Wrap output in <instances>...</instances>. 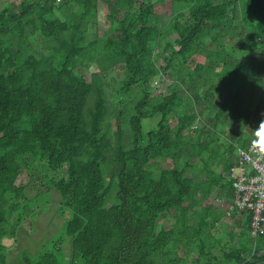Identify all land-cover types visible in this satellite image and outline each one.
Wrapping results in <instances>:
<instances>
[{"label": "trees", "instance_id": "trees-1", "mask_svg": "<svg viewBox=\"0 0 264 264\" xmlns=\"http://www.w3.org/2000/svg\"><path fill=\"white\" fill-rule=\"evenodd\" d=\"M168 1L160 28L155 9ZM91 65L89 81L78 70ZM117 71L124 79L110 88ZM147 119L155 125L146 132ZM262 119L264 0H22L2 9L0 264H9L4 240L32 227V180L18 184L27 168H41L36 188L59 194L64 220L27 264H264L250 212L234 208L231 218L246 215L241 247L217 255L213 206L204 205L217 187L232 188L235 203L232 181L213 166L229 172ZM194 158L204 166L199 182L187 175ZM172 211L173 223L158 227Z\"/></svg>", "mask_w": 264, "mask_h": 264}, {"label": "rangeland", "instance_id": "rangeland-1", "mask_svg": "<svg viewBox=\"0 0 264 264\" xmlns=\"http://www.w3.org/2000/svg\"><path fill=\"white\" fill-rule=\"evenodd\" d=\"M7 2L11 4L10 0H1L0 8ZM13 2L18 3L20 2V0H16ZM17 3H14L16 10L20 8V4L17 6ZM155 11L161 17V21L158 23V26L160 28L165 27L172 16L171 1H168L165 4L157 5ZM98 20L99 25L97 30L100 37L109 36L111 34V29L109 23L106 21L105 13H100ZM169 41L172 42V45L176 49L179 48L177 35L170 37ZM37 42L40 43V40H38ZM200 58L202 59L204 57L202 56ZM240 58H243V56H240ZM155 60L159 67H164L166 64L164 60V54L161 50L156 53ZM96 70V65H91L89 69H79L78 71L81 72L90 81L92 73L96 72ZM123 79V73L117 71L106 79V84H110V88H118L120 81ZM163 85L164 87H162V89L168 85V82ZM110 88L108 89V91L111 90ZM109 97L111 98V103L115 107L118 103V99L115 98V93H113ZM112 109L113 112L116 111L114 108ZM154 125V119H147L143 121V128L146 132L149 131ZM115 130L116 126L113 125L110 138L115 139ZM181 162V160L178 161V163ZM168 166H171V161H168L164 165V167ZM39 170V173L41 174V168H39ZM39 173L34 175L33 171L27 168L23 170V173L18 181V184L24 185L29 184V182L32 180V185L27 188L26 195L28 196L30 202L31 200H34L32 204L34 205L35 214L31 215L32 218L30 220V223H32V227H29L27 223L25 224V226L22 225L17 234L16 241L10 237L4 240L5 245L9 247V264H27L25 261L27 258L35 259V256L39 254L44 247H47L51 243L50 241L52 239H56L59 233H61V230L64 229V220L58 214V208L60 206V196L56 191H48L47 187L45 186H39V189L36 188L38 185H41ZM59 174L60 176H65L66 171L62 170ZM187 174L190 173L187 172ZM174 215V211L162 214L158 220L157 226L160 227L165 224L171 225L173 223ZM64 258L67 261L71 258L70 243L68 242L65 244Z\"/></svg>", "mask_w": 264, "mask_h": 264}, {"label": "built area", "instance_id": "built-area-1", "mask_svg": "<svg viewBox=\"0 0 264 264\" xmlns=\"http://www.w3.org/2000/svg\"><path fill=\"white\" fill-rule=\"evenodd\" d=\"M58 2L60 0H57ZM239 161L227 173L235 194L234 208L251 213V236H264V157L240 149Z\"/></svg>", "mask_w": 264, "mask_h": 264}, {"label": "crops", "instance_id": "crops-1", "mask_svg": "<svg viewBox=\"0 0 264 264\" xmlns=\"http://www.w3.org/2000/svg\"><path fill=\"white\" fill-rule=\"evenodd\" d=\"M13 1L16 0H10L11 4L7 2L2 5L0 11L6 7H12L15 9L14 3L17 2ZM21 1L22 0L17 3V6L19 4L21 5ZM203 167L201 159L194 158L192 160L191 168L187 169V172L190 174L187 175L195 182H199L202 178H205V175L202 173ZM213 170L216 174L221 175L222 178L227 179L226 176L228 172L224 170L223 165L218 167L213 166ZM206 204H212L214 212V218L212 219L215 221V226L212 230L214 242L212 243L216 244L217 240H220L222 243L221 246H217L216 254L221 255L224 251L229 252V248L231 246H234L237 249L240 248V244L242 242V230L244 229V223L246 222V215L245 213L237 212L235 218H231L232 213L235 212L234 200L232 198V188L231 191H228V189L223 187L215 188L209 200L204 203V205ZM261 254L264 255V249Z\"/></svg>", "mask_w": 264, "mask_h": 264}, {"label": "clouds", "instance_id": "clouds-1", "mask_svg": "<svg viewBox=\"0 0 264 264\" xmlns=\"http://www.w3.org/2000/svg\"><path fill=\"white\" fill-rule=\"evenodd\" d=\"M253 136L254 138L250 144V151L264 157V119L260 120L258 125L253 129Z\"/></svg>", "mask_w": 264, "mask_h": 264}]
</instances>
